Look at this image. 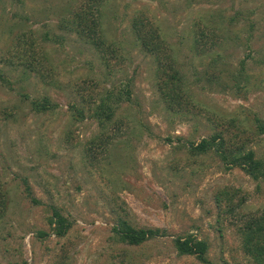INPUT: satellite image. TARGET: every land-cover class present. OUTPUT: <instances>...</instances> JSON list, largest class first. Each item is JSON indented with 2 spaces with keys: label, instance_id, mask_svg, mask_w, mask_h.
<instances>
[{
  "label": "rangeland",
  "instance_id": "1",
  "mask_svg": "<svg viewBox=\"0 0 264 264\" xmlns=\"http://www.w3.org/2000/svg\"><path fill=\"white\" fill-rule=\"evenodd\" d=\"M81 1L0 0V264H254L241 230L264 213V182L188 146L224 131L264 159V0H107L106 58L61 27ZM136 17L171 47L188 101L177 112L158 90L159 61L136 42ZM124 88L131 100L101 127L93 108ZM102 129L112 143L101 154L90 147ZM120 219L168 235L117 244ZM186 235L208 243V262L178 256L173 241Z\"/></svg>",
  "mask_w": 264,
  "mask_h": 264
},
{
  "label": "trees",
  "instance_id": "2",
  "mask_svg": "<svg viewBox=\"0 0 264 264\" xmlns=\"http://www.w3.org/2000/svg\"><path fill=\"white\" fill-rule=\"evenodd\" d=\"M106 2L107 0H82L79 6L70 13L69 19L67 18L61 25L67 31L78 33L104 58L109 54L113 55L112 45L107 42L102 31V8ZM134 24L133 35L137 44L144 52L154 55L159 61L157 69L159 77L158 90L163 102L168 110L172 112L183 109V104L186 106L188 101L184 91L183 79L176 68V60L172 55L170 45L162 37L159 28L147 23L143 18L136 17ZM201 37L204 39V32H200L197 40L200 46L203 43ZM242 65L244 66V63ZM0 78L3 79L1 75ZM123 95L126 96L125 99H123ZM130 100L131 93L126 88L122 90L113 89L107 92L99 99V104H96L93 108L94 119L99 122L101 127L108 129L109 123L114 119L123 102H129ZM44 102L47 103L48 98H45ZM32 104L38 107L39 110L46 108V104L42 106L36 102H32ZM232 121L236 124L235 120ZM256 122L258 134H264V121L256 117ZM101 131L102 133L93 140L90 149L94 148L99 153L103 150L104 153L112 143V137L106 135L103 129ZM248 142H251V140L243 139L238 134L232 136L222 131L211 138L203 139L199 144L190 143L188 150L193 156L213 153L221 158L225 168L238 167L255 181L264 182V159L257 157L252 150L247 151ZM220 196L221 199L217 197L219 207L222 205V200L225 197L228 198V192L224 190ZM7 208L6 195L0 186V220L5 216ZM234 210V207H228L227 211L232 213ZM50 226L53 235L57 238L66 237L70 230L67 220L58 211H55L52 219H50ZM112 232L114 233L113 240L117 244L130 247L142 246L148 241L168 235L165 230L157 228L137 229L124 219L119 220L118 225L112 229ZM39 235L40 237L48 236L43 231H40ZM241 236L244 252L254 260V264H264V213L260 216L253 215L247 219L241 230ZM173 242L179 257L194 256L202 263L208 262L209 246L205 240L198 239L194 235H186L177 237Z\"/></svg>",
  "mask_w": 264,
  "mask_h": 264
}]
</instances>
